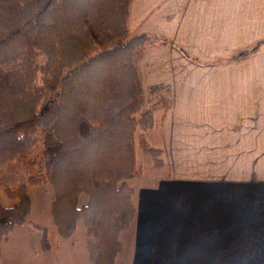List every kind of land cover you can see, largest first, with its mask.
Returning <instances> with one entry per match:
<instances>
[{"label":"trees","instance_id":"1","mask_svg":"<svg viewBox=\"0 0 264 264\" xmlns=\"http://www.w3.org/2000/svg\"><path fill=\"white\" fill-rule=\"evenodd\" d=\"M110 1L0 0V189L14 202L0 201V245L27 220V187L48 184L58 238L69 239L80 221L89 264H114L122 252L119 234L135 216L127 181L141 173L136 147L154 167L163 165L162 150L146 135L171 108V89H143L137 63L147 49L169 42L131 35L133 0ZM81 97L86 106L73 109L80 118L67 128L61 113ZM37 143L41 152L33 155ZM77 157L83 161L61 169L65 158ZM14 162L38 167L26 184L9 187L1 175ZM82 195L87 202L78 207ZM35 227L47 252L46 229Z\"/></svg>","mask_w":264,"mask_h":264},{"label":"crops","instance_id":"2","mask_svg":"<svg viewBox=\"0 0 264 264\" xmlns=\"http://www.w3.org/2000/svg\"><path fill=\"white\" fill-rule=\"evenodd\" d=\"M129 15L170 43L137 70L172 105L150 130L166 177L134 191L114 264H241L247 245L264 264V0H133Z\"/></svg>","mask_w":264,"mask_h":264},{"label":"rangeland","instance_id":"3","mask_svg":"<svg viewBox=\"0 0 264 264\" xmlns=\"http://www.w3.org/2000/svg\"><path fill=\"white\" fill-rule=\"evenodd\" d=\"M131 5L129 7V13ZM129 17L130 15L128 14V28L131 35L138 34L133 33V31L130 30ZM152 36L158 37L155 35ZM153 48L160 47L155 46ZM187 58L190 59L189 57ZM232 60L233 57L229 59V61ZM82 101V97L81 99L72 100V103L68 108L69 111H67L66 113H61V116H65L66 121L68 122L67 128H69V126L72 127L75 123V120H79L77 118H80V116L78 115V112H76L78 111V109L76 111L73 109L77 108L78 106H83L84 108V106H86V102ZM155 132L156 131L153 130L151 132L148 131L147 133L149 134L148 140L150 141L151 147H154L152 145V143L154 142L152 137L156 135ZM40 152L41 144L37 143V147L34 149L33 155L40 154ZM38 158V156L35 157V159ZM80 158H65V160L62 162L61 169L67 171L71 166L76 165L77 162L83 161ZM136 162L137 166L141 167V173L136 178L127 181V184L131 188H133L136 193L138 192L140 187L148 188L151 185H158V178L166 177V170L162 167H154L151 157L143 154L138 147H136ZM37 167L38 166L35 165L30 167L29 169H26L24 166H22V163L20 164L14 162L13 164H11L9 169L2 173L1 181L3 184H6L9 187H15L19 184H26L28 176L34 174L37 170ZM27 191L31 201V209L29 215L27 216V220L22 227L13 228L7 238L3 242H1L0 264H88L86 238L82 222H77L75 232L69 239L60 240L55 232L50 214V202L53 198L51 186H49L48 184L28 186ZM113 195L114 197H116V193H113ZM137 197L138 196L133 198L134 203L135 201L137 203ZM0 201L5 207H10L14 204V202L4 194L2 188L0 189ZM86 202L87 197L82 195L78 200L77 206L81 207L85 205ZM35 225L46 229V238L48 241V245L50 246L47 252H41L39 230L35 227Z\"/></svg>","mask_w":264,"mask_h":264},{"label":"clouds","instance_id":"4","mask_svg":"<svg viewBox=\"0 0 264 264\" xmlns=\"http://www.w3.org/2000/svg\"><path fill=\"white\" fill-rule=\"evenodd\" d=\"M243 256L241 264H254L256 259V252L253 250L251 245H247L243 250Z\"/></svg>","mask_w":264,"mask_h":264}]
</instances>
